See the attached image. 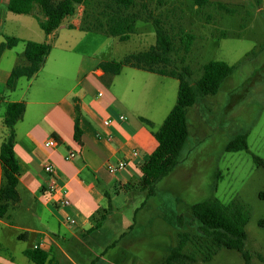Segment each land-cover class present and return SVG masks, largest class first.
I'll return each mask as SVG.
<instances>
[{
    "label": "rangeland",
    "instance_id": "1",
    "mask_svg": "<svg viewBox=\"0 0 264 264\" xmlns=\"http://www.w3.org/2000/svg\"><path fill=\"white\" fill-rule=\"evenodd\" d=\"M179 1L182 2L178 6L179 17L176 18V11L172 12L166 28L174 26L178 46L181 38L195 37L185 64L193 72V82L201 78L202 67L211 61H224L236 70L217 95L207 96L189 109V140L177 167L157 183L155 196L139 191L136 186L139 180L127 192L115 195L114 211H109L103 228L91 238L95 244L89 239L79 245L91 257L77 264H89L91 259L96 264H165L170 249L180 242V233L189 234L186 254L206 250L210 241L202 234L198 222L188 224L191 207L209 200L245 208L248 214L245 250L250 256L249 264H264V2L259 5L256 0H210V4L198 9L193 0ZM152 3L150 10L159 17L161 11L156 1ZM169 8L173 10V3ZM7 21L6 30H10L11 20ZM7 32L0 26V41L11 31ZM225 33L227 37L223 36ZM72 35L70 45L74 46L81 34ZM131 39L123 43L111 37L101 52L109 53L112 60H121L148 50L157 40L154 25L138 22L137 33ZM57 44L60 47L53 50L48 67H53L56 59L70 57L64 38ZM84 48L90 46L79 50ZM23 50L24 45H19L1 60L0 66L10 62L9 57L14 64L20 63ZM182 57V51L175 57L180 67ZM74 72L69 79L74 78ZM157 78L148 96L157 104H176L178 81ZM23 83H27L26 78ZM73 83L74 80L68 84ZM4 112L3 106L0 136L5 132ZM160 124L154 125L156 130ZM241 135H247L248 150L227 151L230 142ZM111 245L116 247L111 249ZM71 256L78 260L76 255ZM196 264H246V261L239 252L222 249L212 261Z\"/></svg>",
    "mask_w": 264,
    "mask_h": 264
},
{
    "label": "crops",
    "instance_id": "2",
    "mask_svg": "<svg viewBox=\"0 0 264 264\" xmlns=\"http://www.w3.org/2000/svg\"><path fill=\"white\" fill-rule=\"evenodd\" d=\"M8 4L9 0H0V26L6 32L11 31L3 38L20 39L19 45H24V50L27 41L48 43L52 50L41 71L32 79H26L27 83L21 78L14 91L6 87L16 65L14 59L9 57L10 62L0 66V112L3 106L6 112L11 102H22L26 106L23 118L15 126L20 200L10 208L5 219H0V264H36L25 252L37 248L48 253L46 264L86 262L91 256L85 255L79 245L96 235L90 231L96 228L103 211H114L113 197L127 192L135 181H140L141 166L158 147L152 131L142 120L162 126L176 105L153 102L148 96L152 83L156 77L177 79L125 67L119 75L105 82L104 72L98 65L112 60L109 53L101 52V47L111 37L100 31L81 30L82 6L75 16L64 20L58 30L46 35L39 23L38 8L31 15H18L9 12ZM7 20H11L10 30H6ZM74 32L81 35L71 46ZM63 38L70 57L56 59L53 67H48L53 50L60 47L57 43ZM87 46L90 49L79 50ZM17 47L6 51L1 60ZM73 71L74 78L69 79ZM73 80L72 85L68 84ZM117 89H120L118 94ZM14 96L17 98L12 99ZM77 106L82 143L75 140ZM121 116L125 117L124 121H120ZM108 119L113 120L110 127L104 126ZM4 128L0 148L7 135ZM109 136L113 139L108 140ZM51 139L57 145L46 148V142ZM69 152L77 155L72 161L65 159ZM120 160H128V168L117 174L110 173L107 164ZM49 163L56 168L61 185L68 190L72 205L67 211L49 201L45 194L49 177L44 167ZM1 176L0 163V181ZM66 212L75 217L76 225L64 222ZM71 255H76L78 260L74 261ZM93 261L89 260V264H96Z\"/></svg>",
    "mask_w": 264,
    "mask_h": 264
},
{
    "label": "trees",
    "instance_id": "3",
    "mask_svg": "<svg viewBox=\"0 0 264 264\" xmlns=\"http://www.w3.org/2000/svg\"><path fill=\"white\" fill-rule=\"evenodd\" d=\"M156 1L161 11L157 17L151 11L152 2ZM261 4L262 0H256ZM152 4H151V3ZM173 3V10L169 6ZM182 2L179 0H9L8 10L18 15H31L36 8L41 17L39 23L46 35L58 30L64 20L77 14L80 6L84 8L80 28L83 31H100L120 42H128L137 33V23H152L156 31V44L146 51L132 53L121 60L103 61L98 68L104 72L105 82L121 73L123 68L131 67L142 71L170 77L179 81L177 103L165 122L159 129H155L152 122L143 119V123L152 131L158 142L157 149L141 166V178L136 184L141 192H148L155 196L157 183L168 176L179 164L181 152L189 140L188 111L199 104L207 96L217 95L236 70L224 61H211L202 67V76L193 82V72L185 66L195 37L187 35L181 38V46L177 45L178 36L173 29H167V20ZM198 9L210 4V0H193ZM155 11V9H154ZM227 37V33L223 34ZM21 40L16 37L5 36L0 43V60L8 50L16 48ZM52 46L48 43L25 42V50L19 56L21 62L15 65L7 81V90L14 91L21 78L32 79L41 71L51 53ZM183 52L179 61L176 55ZM26 106L22 102H11L6 106L3 124L7 128V135L0 148V163L2 176L0 181V219H5L11 207L19 200V170L20 164L15 153V126L23 118ZM80 108L76 107L75 140L82 143V131L79 127ZM248 150L247 135H241L227 146V151L235 152ZM96 228L90 233L103 228L108 211H103ZM191 222L196 220L198 227L210 246L199 249L197 253L186 254L189 241L188 233H180V242L170 249L165 264H196L208 263L222 249L233 250L243 255L246 264L250 256L245 250L247 240L246 227L248 214L245 208L238 204L225 205L218 200L197 203L190 209ZM184 226V220L180 218ZM187 227V226H186ZM186 229V228H184ZM124 237V234L123 236ZM111 249L116 245L109 246ZM26 256L36 264H46L48 253L40 248L27 250ZM201 254V259L197 257ZM106 255L104 252L103 256Z\"/></svg>",
    "mask_w": 264,
    "mask_h": 264
},
{
    "label": "built area",
    "instance_id": "4",
    "mask_svg": "<svg viewBox=\"0 0 264 264\" xmlns=\"http://www.w3.org/2000/svg\"><path fill=\"white\" fill-rule=\"evenodd\" d=\"M124 120H125V117L121 116L120 121H124ZM112 123H113V120L108 119L104 121V126L110 127ZM112 139H113L112 136L108 137V140H112ZM56 145H57L56 141L51 139L48 142H46L45 147L54 148ZM76 156L77 155L75 152H69L65 159L67 161H72L76 158ZM135 156H138V154L135 153ZM128 166H129L128 160H120L117 163H108L107 169L110 173L117 174L121 171L126 170ZM44 170L49 177V182L45 190V194L47 195L49 201L53 202L60 209L67 211L68 208L71 207L72 203H71V200L69 199L67 188L61 185L60 178L58 176L56 168L52 164L49 163L45 165ZM64 220H65L64 222L70 226H74L77 224V220L75 219V217L69 214L68 212H66L64 216Z\"/></svg>",
    "mask_w": 264,
    "mask_h": 264
}]
</instances>
